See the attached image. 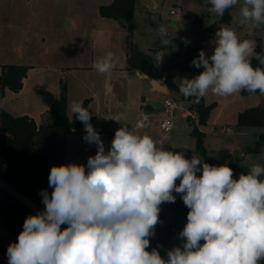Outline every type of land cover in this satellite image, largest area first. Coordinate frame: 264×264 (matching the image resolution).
Returning <instances> with one entry per match:
<instances>
[{"label":"clouds","instance_id":"9594fccd","mask_svg":"<svg viewBox=\"0 0 264 264\" xmlns=\"http://www.w3.org/2000/svg\"><path fill=\"white\" fill-rule=\"evenodd\" d=\"M210 13L223 16L238 6L240 24L253 30L264 25V0H208ZM162 46L172 43L168 28L158 29ZM187 45L189 41L184 40ZM214 50H204L192 65L203 71L182 79L180 94L193 102L211 94L229 97L242 91L264 95V54L256 42L241 40L236 31L221 27ZM163 55L157 53L156 63ZM255 58L261 67H253ZM114 53L93 63L99 74L115 68ZM71 112L84 124L83 139L97 151L87 164L54 165L48 182L51 195L41 190L43 211L25 218L18 240L7 248L8 264H261L264 261V166L253 164L234 179L232 168L210 165L168 150L162 141L138 134L127 126L115 131L105 151L90 123L83 102ZM143 127V125H140ZM200 173V175H197ZM179 184L177 185V181ZM179 194L189 209L178 234L182 246L164 259L151 251L161 205L175 203ZM62 225L66 227L62 228ZM203 242V243H202Z\"/></svg>","mask_w":264,"mask_h":264},{"label":"rangeland","instance_id":"374dc122","mask_svg":"<svg viewBox=\"0 0 264 264\" xmlns=\"http://www.w3.org/2000/svg\"><path fill=\"white\" fill-rule=\"evenodd\" d=\"M97 1L103 3V0H0V71L1 65L4 64H27L32 65L36 70L44 64H50L48 62H68L70 60L68 54L72 52L86 53V58L82 56L84 58L82 59L86 60L90 53L99 50V47H104L103 49L108 52L118 53L119 50L122 51L125 38L134 42L140 40L143 46L163 48L158 32L161 25L168 28V36L172 38V43L164 46L171 55L186 47L185 39L190 42L194 38L192 29L194 20L202 14L210 13L208 8L211 7L208 0H163L160 9L149 11L147 7L150 0H138L132 28L128 26L122 28L119 23L120 27L117 26L119 30L115 32L116 29L105 26L99 19L100 16H97L95 7ZM173 9L178 11V15L171 14ZM229 12L231 20L227 24L224 22L225 15L216 16L210 13L206 18L207 24L212 28V34L206 38L204 44L206 55L212 54L215 33L221 27L232 28L241 40H254L256 45H261L264 54V25L249 30L239 22L238 6L231 8ZM70 21L72 24H69ZM100 29H103L102 32L108 38L102 36L95 41L92 32ZM165 50L163 59L166 60L168 57L164 54ZM203 70L202 67L196 71H180L174 82L180 86L182 79H191ZM31 75L29 89L25 93L29 100L36 99L37 97L34 96L39 95L35 86L36 79L33 80L36 74L34 72ZM46 75V83L54 82L50 73L46 72L44 76ZM65 82L64 76L60 82L61 88ZM57 84L59 85V82ZM177 93L174 90L170 92L178 106L173 114L158 111L159 118H170L173 121L174 129L169 131L170 137L160 140L161 131L157 130L154 138L162 141L168 150L179 151L184 148L186 153L194 152L196 137L193 134V125L181 116L180 109H185L183 106L186 101L181 96L180 99ZM166 96L167 94H164L162 99ZM204 100L206 105L211 106V110L208 112L206 123L200 124V129L204 133L203 144L206 152L201 156L203 161L217 166L227 164L234 171V179H238L241 173L247 174L248 168L253 164L264 166V145L258 153L247 152V147L253 146L260 134L264 133V127L241 128L237 125L240 111L254 106L264 108V95L259 92L249 94L247 91H242L233 96L219 97L210 92ZM12 103L19 101L6 99L4 104L9 107ZM192 120L198 122L197 117ZM3 183L0 179V186L14 191ZM36 207L40 212L44 210L42 198ZM182 230L183 228L177 230L164 245L160 253L164 259H167L169 250L182 246L183 240L178 235ZM14 232L0 217L1 246L8 248L11 243L17 242ZM0 264H8L6 253L0 252ZM261 264H264V261H261Z\"/></svg>","mask_w":264,"mask_h":264},{"label":"trees","instance_id":"16d2710c","mask_svg":"<svg viewBox=\"0 0 264 264\" xmlns=\"http://www.w3.org/2000/svg\"><path fill=\"white\" fill-rule=\"evenodd\" d=\"M136 0H112L109 4L99 7V14L103 17L122 20L128 27L133 26ZM230 9L225 12L226 24L230 22ZM208 14L198 16L193 22L194 38L186 47L157 64L156 53L151 54L141 50L133 44L127 58V67L131 72L137 70L151 74L156 79H164L170 90L179 92V86L174 82V76L180 71H196L192 65L194 58L204 50V44L210 28L206 26ZM255 51L263 54L260 44ZM253 67H261L259 61L251 60ZM29 69L25 64H4L0 71V97L4 96L6 89L19 92L23 87V80ZM58 98L50 105L49 120L37 123L28 115L14 116L10 112L0 109V159L5 164V170L0 173V179L10 188L0 186V217L15 231L16 240L23 230L26 217L37 212L29 207L21 197L27 198L37 205L42 196L41 190L52 191L49 187L48 177L54 165L65 164L66 137L69 133L78 131L84 124L75 117L67 115V93L65 86ZM182 99L191 102L190 110L197 113L199 124H204L209 116L211 106L205 104L204 98L199 103L193 102L194 97ZM86 108L87 100L83 101ZM190 118V117H189ZM237 125L242 127H264V108L254 106L238 113ZM193 134L196 137V152L198 156L205 155L203 144L204 133L193 124ZM264 145V133L260 134L253 146L247 147V152L258 153ZM175 203L165 202L161 205L159 223L155 228V235L150 237L151 251L156 248L160 253L166 242L182 229L187 223L189 209L184 205L179 194L175 192ZM0 252L7 255V248L0 245Z\"/></svg>","mask_w":264,"mask_h":264},{"label":"crops","instance_id":"0c3cea01","mask_svg":"<svg viewBox=\"0 0 264 264\" xmlns=\"http://www.w3.org/2000/svg\"><path fill=\"white\" fill-rule=\"evenodd\" d=\"M110 2H112V0H103V3L97 1L95 7L97 16H100L99 19L102 23L108 28L116 29L114 30L116 32L119 30L117 26L120 27V20L103 17L99 14L100 5L109 4ZM137 2L138 0H136L135 10ZM162 3L163 0L161 5ZM147 9L151 11L149 7H147ZM173 23H175V21ZM69 24H72V21H70ZM206 26H209L207 21ZM121 27L125 28L127 25L125 24V27L121 25ZM209 28L210 31L208 36L212 34V28L210 26ZM102 31L103 29L92 32L95 41L102 36L106 39L107 35ZM125 39L122 43V51L119 50L118 53L114 51L115 68L106 74H99L93 68V63L102 58L108 52L106 49H103L104 47H99V50L92 51L88 56L89 58L86 60H83V57L86 58V53L72 52L71 54H68L70 59L68 62H48L50 64H44V66H41L42 68L39 67L36 70L32 65H28L29 69L23 80L22 89L19 92L6 89L4 96L0 97V109L8 111L14 116L28 115L39 124L49 120L48 110L50 105L59 97L61 90H63L62 88L65 86L67 93V115L70 118L73 117L70 106L74 102H83L84 100H87L86 108L92 113L90 123L99 133L104 143L105 151L110 148L115 131L121 126H127L138 134H148L153 138L156 136L155 132L158 130L159 132L161 131L160 140H165L170 137V135L160 128V121L162 118L158 117L159 110L166 112L165 106L160 103L153 104L150 101L160 100L163 102L165 99L173 98L170 94L171 90L169 89L166 93L155 91L146 79L141 78L138 75L140 70L133 73L127 67V58L133 44H136L141 50L154 55L155 53L163 55L165 47L151 48L149 46H143V42L140 40L134 42L133 40ZM182 49L183 48H181V50ZM164 54L166 57L170 56L166 50ZM163 58H165L164 55L162 59ZM34 72L36 75L33 80L36 79L35 86L39 95L34 96L37 97L36 99L29 100L25 93L27 92V89H29L28 86L32 76L31 73ZM46 72L51 74L52 81H54L51 82V84L46 83L47 75L44 76ZM176 75L174 76V79ZM64 76L66 77V82L61 88L60 82ZM57 82H59V85ZM33 91L35 92V88ZM164 94H167V96L162 99ZM177 94L180 98L181 94ZM6 99H12L14 102L19 101V103H12L9 107H6V104H4ZM23 101L25 103H23ZM185 101L186 104L183 106L185 109H180L182 111L181 116L186 118L192 125L195 124L201 131V125L198 122H192V119H196L197 115L190 110L191 102L189 100ZM189 116H191L192 119L191 117L189 118ZM140 125H143V127H140ZM85 134L83 125L78 131L71 132L67 135L65 164L74 162L86 165L88 157L96 154L97 146L95 144L87 143L83 139ZM174 152L183 153L185 157L189 159L193 155L198 156L196 150L194 152L186 153L185 149L181 148L179 151ZM4 170L5 164L0 159V173ZM178 184L179 180L177 181V185ZM51 192L52 191L48 192L49 196L51 195Z\"/></svg>","mask_w":264,"mask_h":264},{"label":"water","instance_id":"95a60500","mask_svg":"<svg viewBox=\"0 0 264 264\" xmlns=\"http://www.w3.org/2000/svg\"><path fill=\"white\" fill-rule=\"evenodd\" d=\"M161 2L162 0H150L149 1L150 4H148V7L151 11H157L161 7ZM119 23L125 27V24L122 22V20H120ZM138 75L141 78L146 79L150 83V85L154 88L155 91H159L161 93L168 92L169 86L164 80L156 79L154 78V76L144 71H139ZM150 102L153 104H158V103L163 104V102L160 100H155Z\"/></svg>","mask_w":264,"mask_h":264},{"label":"built area","instance_id":"2783aa9c","mask_svg":"<svg viewBox=\"0 0 264 264\" xmlns=\"http://www.w3.org/2000/svg\"><path fill=\"white\" fill-rule=\"evenodd\" d=\"M171 14L173 15H178V11L173 9L171 10ZM163 104L165 106V110L166 112H169L171 114H173V112L175 111L176 107H177V102L175 99L173 98H169V99H165L163 101ZM160 128L165 132V133H169V131L171 132L174 129V124L172 119L170 118H164L160 121ZM4 185H7L6 183H3ZM21 199L29 206L31 207L33 210H35L37 213L40 212L39 208L36 207L35 204H33L32 202H30L27 198L25 197H21ZM63 228V225H62Z\"/></svg>","mask_w":264,"mask_h":264}]
</instances>
